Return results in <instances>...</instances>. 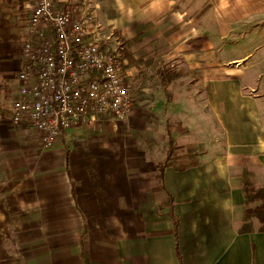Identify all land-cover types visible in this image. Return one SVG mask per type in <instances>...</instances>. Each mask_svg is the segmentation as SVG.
<instances>
[{"label": "crops", "instance_id": "0c3cea01", "mask_svg": "<svg viewBox=\"0 0 264 264\" xmlns=\"http://www.w3.org/2000/svg\"><path fill=\"white\" fill-rule=\"evenodd\" d=\"M37 1L0 0V264H264L259 221L239 231L242 171L264 175V58L250 61L264 51V0H52L94 15L107 50L118 52V36L138 38L131 53L140 65L124 70L137 85L124 119L102 116L51 146L10 114L28 37L23 19ZM234 47L243 55L233 56ZM162 65L184 76L161 98ZM175 89L202 96L223 142L213 155L188 145L182 150H203L199 165L159 177L169 136L190 134L167 125L165 159H154L151 107L157 98L171 103Z\"/></svg>", "mask_w": 264, "mask_h": 264}, {"label": "built area", "instance_id": "2783aa9c", "mask_svg": "<svg viewBox=\"0 0 264 264\" xmlns=\"http://www.w3.org/2000/svg\"><path fill=\"white\" fill-rule=\"evenodd\" d=\"M23 24L24 65L10 106L15 125L28 122L51 146L81 124L102 116L124 119L133 110L137 85L127 82L119 55L102 49L94 15L38 0Z\"/></svg>", "mask_w": 264, "mask_h": 264}, {"label": "rangeland", "instance_id": "374dc122", "mask_svg": "<svg viewBox=\"0 0 264 264\" xmlns=\"http://www.w3.org/2000/svg\"><path fill=\"white\" fill-rule=\"evenodd\" d=\"M112 48H114V46ZM241 52L242 49L240 47H234L232 54L233 56H241L243 55ZM230 54H228V56H230ZM260 57L264 58V51L255 53L250 61H255ZM257 71L263 73L261 78L262 87H258V95L262 97L260 102L264 112V61ZM164 91L165 90L162 89L158 96L162 98L165 95ZM169 92L173 95V101L171 103L165 104L157 98L155 107L153 109L151 107L150 117L155 121L153 126L159 127V134L156 136L155 144L156 157L154 159L159 160V162L165 159L166 146L161 132L169 124L173 127L182 125L190 128L189 135L178 138L176 146L179 150L196 142H199L200 146L207 150L208 155H213L221 150L223 133L214 116L210 114L209 108L205 105L202 96L198 95L197 91L184 90L182 92L175 89ZM149 147L150 146L147 144L145 149ZM255 176L256 179H254V181L257 185L264 184V175L261 173V170L257 169Z\"/></svg>", "mask_w": 264, "mask_h": 264}, {"label": "trees", "instance_id": "16d2710c", "mask_svg": "<svg viewBox=\"0 0 264 264\" xmlns=\"http://www.w3.org/2000/svg\"><path fill=\"white\" fill-rule=\"evenodd\" d=\"M118 35V32L116 33ZM120 47L117 52L122 60H127L128 64L123 66L126 70L132 65H140L139 61H135L132 57L131 49L139 43L138 38L126 40L118 36ZM107 46L102 44V49ZM111 51V50H110ZM113 52V51H111ZM146 68L143 70L145 71ZM160 80V87L166 91L169 84L181 79L183 72L170 68V66L162 65L156 75ZM185 128L180 129V133H184ZM177 140L174 136H169L167 144V160L160 164L159 177L166 168H175L179 171H185L199 165V156L203 154V150L198 146H189L185 150L176 149ZM243 180L242 193L244 196L246 215L240 228V232H253L255 230V220L260 223L259 230L264 231V185H257L254 181L255 172L250 168H244L241 174Z\"/></svg>", "mask_w": 264, "mask_h": 264}]
</instances>
